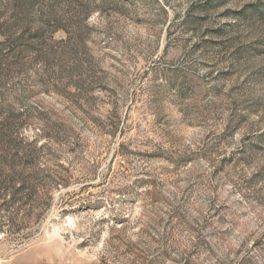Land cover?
Instances as JSON below:
<instances>
[{
  "label": "rangeland",
  "instance_id": "obj_1",
  "mask_svg": "<svg viewBox=\"0 0 264 264\" xmlns=\"http://www.w3.org/2000/svg\"><path fill=\"white\" fill-rule=\"evenodd\" d=\"M1 258L264 264V0H0Z\"/></svg>",
  "mask_w": 264,
  "mask_h": 264
},
{
  "label": "crops",
  "instance_id": "obj_2",
  "mask_svg": "<svg viewBox=\"0 0 264 264\" xmlns=\"http://www.w3.org/2000/svg\"><path fill=\"white\" fill-rule=\"evenodd\" d=\"M3 247V242L0 241V264H27L26 260L20 254L14 255L12 259H2L1 251Z\"/></svg>",
  "mask_w": 264,
  "mask_h": 264
},
{
  "label": "built area",
  "instance_id": "obj_3",
  "mask_svg": "<svg viewBox=\"0 0 264 264\" xmlns=\"http://www.w3.org/2000/svg\"><path fill=\"white\" fill-rule=\"evenodd\" d=\"M5 236H6V232L1 230L0 231V241L4 240L5 239Z\"/></svg>",
  "mask_w": 264,
  "mask_h": 264
},
{
  "label": "trees",
  "instance_id": "obj_4",
  "mask_svg": "<svg viewBox=\"0 0 264 264\" xmlns=\"http://www.w3.org/2000/svg\"><path fill=\"white\" fill-rule=\"evenodd\" d=\"M0 189H3L2 183H0Z\"/></svg>",
  "mask_w": 264,
  "mask_h": 264
}]
</instances>
